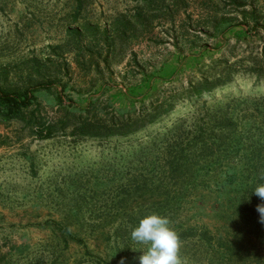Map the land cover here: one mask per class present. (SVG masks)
Wrapping results in <instances>:
<instances>
[{
	"label": "rangeland",
	"instance_id": "374dc122",
	"mask_svg": "<svg viewBox=\"0 0 264 264\" xmlns=\"http://www.w3.org/2000/svg\"><path fill=\"white\" fill-rule=\"evenodd\" d=\"M179 53L195 56L192 70L128 107L121 89ZM226 64L234 70L226 87L199 101L182 97L190 82ZM47 81L50 90L34 93L35 120H63L64 128L40 139L25 117L0 118V264H46L48 228L56 222L105 226L101 250L110 258L120 242L131 250L124 264H138L142 246L130 226L171 208L169 192L178 227L205 226L221 242L242 244L237 263L264 264L256 211L262 201L253 192L264 183V0H0V85ZM61 88L58 103L54 91ZM93 93L94 111L67 103L85 104ZM112 105L129 109L120 114ZM169 105L126 136L99 139L76 130L81 120L135 119ZM206 114L230 124L223 132L209 126L220 138L211 149L192 145L187 133ZM175 124L182 132L171 138ZM192 151L199 158L194 170L183 163L173 171L174 155L181 163ZM244 221L253 230L243 229ZM126 228L124 241H108ZM181 244L188 264H225L198 242ZM70 252L63 264H74Z\"/></svg>",
	"mask_w": 264,
	"mask_h": 264
},
{
	"label": "trees",
	"instance_id": "16d2710c",
	"mask_svg": "<svg viewBox=\"0 0 264 264\" xmlns=\"http://www.w3.org/2000/svg\"><path fill=\"white\" fill-rule=\"evenodd\" d=\"M230 27H227L229 29ZM195 60L194 55H186L183 56L181 53L176 55L175 59L169 60L161 65L159 70L156 73H143L141 79L130 85L127 89L122 88L121 92L124 95V98L127 99L129 104L128 107H133L136 102H140L151 92L156 91L159 86L165 82H170L173 78H176L182 74L189 73L192 70V64ZM234 70L231 69L227 64L223 67V69L213 74L211 77H201L199 80L195 82H190L188 88L184 91L182 95L183 98H186L188 101H199L203 99L204 95L212 94L216 92L218 89H222L226 87L228 83L231 82V75ZM53 86L52 82L46 83H36L31 87L27 86L23 89L16 88H5L0 85V118L2 120L8 121L13 120L15 118L25 117L27 124L31 125L34 128V134L40 139L51 137L57 128H64L66 122L63 120L59 121H43V120H35L34 111L32 106L34 104V100L36 99L34 93L39 90H50ZM64 89H55V99L58 103L64 102ZM103 90V85H101L96 93H100ZM96 93L90 94L84 99L83 103H78L73 99L69 98L67 103L69 105L75 106V108L83 109L85 112L94 111L95 107L93 104L95 103ZM93 106V108H91ZM112 108L114 112H118L123 114L126 109L129 108H121L120 106H113ZM173 108L169 105L168 108L163 109L162 111H158L154 114L152 113H144L139 115L135 119L123 118L120 121H114L113 119H85L81 120L78 123L76 130L79 135L85 137H94V138H108L111 135H122L126 136L128 134H133L137 130L145 127L146 125L157 120L161 114L171 111ZM114 114V113H113ZM207 119H197L194 121V128L190 129L187 133L191 134L190 141L194 142L192 145L199 144L200 146H206L209 149L214 145L216 147L217 141L220 139L215 134V129L223 132L230 125L227 122H223L222 120L215 118L216 116H212L211 119H214V123L209 125L208 121L211 119L209 115H205ZM101 118V117H99ZM37 119V118H36ZM205 120V121H204ZM208 120V121H206ZM234 122H232L233 124ZM198 124V125H197ZM59 126V127H58ZM210 127H215V129H210ZM170 136L171 138L175 136H179L182 130L180 126L177 124L171 127ZM233 132V131H232ZM169 140H172V139ZM195 155V156H194ZM174 159L172 160V164H175V168L172 170L180 169L183 163H186L192 170L193 165L199 164L195 162L194 157H197V152L192 151L189 153V156L184 159V162L178 163V152L174 155ZM199 160V158H196ZM185 165V166H186ZM203 166V165H202ZM160 186V185H159ZM169 209H158L157 214H162L161 216L168 217L171 221L170 227H172L180 237L181 241L189 240L200 243L206 250H208L212 255H216L220 257V260L223 259V263L225 264H239L236 260L240 259L239 257L243 254L242 244L238 243V241L231 242H221L217 237H215L207 227L205 226H197V225H188L187 227L182 228L181 226H177L174 222H177L178 215L177 211L173 210V204L176 202L175 193L169 192ZM243 199L246 198V195H243ZM251 199L253 197H250ZM168 199H165L167 201ZM255 199L253 198V201ZM175 201V202H174ZM155 202V201H153ZM247 203H245L246 205ZM244 205V206H245ZM246 208V206H245ZM56 222V221H55ZM244 228L248 230H253V228H248L245 226ZM241 224V225H243ZM105 226L102 227H86V226H76L71 227L66 223L56 222L55 226L49 227V241L50 244L45 245V249L49 252L46 259V264H63L61 258H65L63 253H71V250H75V259L74 264H120L121 260L129 255L128 246L123 244V247H120V242H116L119 239L124 241L127 235H129L130 229L126 228L123 233L119 229H116L114 234L108 235V241L116 242V247L111 249V256L108 257V254L101 250L100 237L103 233L109 231L105 229ZM182 228V229H181ZM259 231L264 230V225L260 223L257 226ZM257 230V231H258ZM109 234V233H108ZM113 237V239H111ZM122 244V243H121ZM245 250V249H244ZM115 260V262H113Z\"/></svg>",
	"mask_w": 264,
	"mask_h": 264
},
{
	"label": "clouds",
	"instance_id": "9594fccd",
	"mask_svg": "<svg viewBox=\"0 0 264 264\" xmlns=\"http://www.w3.org/2000/svg\"><path fill=\"white\" fill-rule=\"evenodd\" d=\"M261 180H264V170ZM253 192L262 201L256 205V211L259 222L264 225V183L257 184ZM170 223L168 217L153 212L141 218L137 226H130L131 239L142 246V254L134 258L138 264H188L180 254V237ZM120 264H124L123 259Z\"/></svg>",
	"mask_w": 264,
	"mask_h": 264
}]
</instances>
